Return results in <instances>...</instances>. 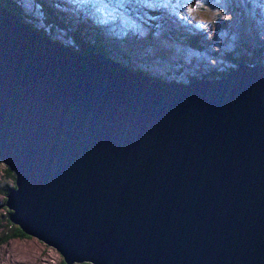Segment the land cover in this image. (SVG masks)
Here are the masks:
<instances>
[{"label": "water", "instance_id": "water-1", "mask_svg": "<svg viewBox=\"0 0 264 264\" xmlns=\"http://www.w3.org/2000/svg\"><path fill=\"white\" fill-rule=\"evenodd\" d=\"M17 19L0 4L11 222L66 264H264V68L168 84Z\"/></svg>", "mask_w": 264, "mask_h": 264}, {"label": "rangeland", "instance_id": "rangeland-1", "mask_svg": "<svg viewBox=\"0 0 264 264\" xmlns=\"http://www.w3.org/2000/svg\"><path fill=\"white\" fill-rule=\"evenodd\" d=\"M181 3L184 7L175 15L142 6L129 9L139 28L125 32L119 21L101 26L76 13L68 0H0L2 7L14 14L22 26L52 45L72 50L76 44L73 33L80 28L81 38L85 39L84 53L73 51L83 57L106 56V61L134 72H129L133 75L184 85L194 80H223L238 71L239 64L264 68V7L258 6V0H219V12L210 11L205 6L207 0H181ZM41 4L57 21L44 16ZM12 8L19 17L10 11ZM191 39L197 41V47L189 42ZM215 72L228 75L214 78L210 73ZM208 75L212 79L205 78ZM4 167L7 168L0 162V242L15 228L21 230L9 220L14 213L6 207L7 196L17 187L15 176L14 182L4 180ZM6 183L10 189L3 196ZM24 235L2 241L0 264H59L64 259L54 248Z\"/></svg>", "mask_w": 264, "mask_h": 264}, {"label": "snow or ice", "instance_id": "snow-or-ice-1", "mask_svg": "<svg viewBox=\"0 0 264 264\" xmlns=\"http://www.w3.org/2000/svg\"><path fill=\"white\" fill-rule=\"evenodd\" d=\"M254 2H257V0H254ZM68 3L72 5L76 13L93 19L101 26L119 21L125 32H135L139 28L138 23L131 17L129 9L142 6L175 15L179 8L183 9L184 7L181 0H68ZM205 6L210 11H220L219 0H207ZM258 6L264 7V0H258ZM180 19H183V15Z\"/></svg>", "mask_w": 264, "mask_h": 264}, {"label": "trees", "instance_id": "trees-1", "mask_svg": "<svg viewBox=\"0 0 264 264\" xmlns=\"http://www.w3.org/2000/svg\"><path fill=\"white\" fill-rule=\"evenodd\" d=\"M7 4H8V6H10V3H8V2H6ZM11 7V6H10ZM41 8H42V13L44 14V16L45 17H47V18H52V19H54L55 21H57V18H55V17H53V16H55L54 14H52V13H49V12H47L46 11V9H45V7L41 4ZM11 12H13V13H17L18 15V17H19V13H18V11L17 10H15V9H13L12 8V10H10ZM94 32H95V30H94ZM90 33V32H89ZM98 33H100V31L98 32ZM74 35H73V37L75 36V38H76V44H75V46H74V48L73 49H75L76 51H80V52H82V53H84V51H83V47H84V42H85V39H83V38H81V30H80V28H78V30H75V32L73 33ZM189 42L191 43V44H193V46H198V43H197V41L195 40V39H191V40H189ZM196 44V45H195ZM70 49V48H69ZM72 49V50H73ZM85 50H87V51H90L91 49H85ZM95 50H97L98 52H100V53H102V54H105V55H107L104 51H102V50H99V49H95ZM99 53V54H100ZM235 63V62H234ZM247 64H250V63H247ZM252 64H256V63H254V62H252ZM210 75H212L214 78H221V77H224V76H226V75H228V73H226V72H215V73H210ZM210 75H208V77H205V78H209V79H212V77L210 76ZM4 180L5 181H9V182H14V174H12L11 173V171L10 170H8L7 168H5L4 167ZM9 189H10V186H9V184L8 183H6V184H4L3 185V192H2V195L3 196H6L7 195V193H8V191H9ZM9 215V214H8ZM25 237V235L21 232V230H19L18 228H15L14 230H13V232H12V234L11 235H9V237H6L5 239H3V240H9V239H11V238H24ZM2 240V241H3ZM2 241L0 242V244L2 243ZM59 264H66V262H65V260L62 258V260L60 261V263ZM86 264V263H85Z\"/></svg>", "mask_w": 264, "mask_h": 264}, {"label": "bare ground", "instance_id": "bare-ground-1", "mask_svg": "<svg viewBox=\"0 0 264 264\" xmlns=\"http://www.w3.org/2000/svg\"><path fill=\"white\" fill-rule=\"evenodd\" d=\"M106 57V56H105ZM107 58V57H106ZM108 60V59H107ZM230 73V72H229ZM27 236V235H26ZM58 252V251H57Z\"/></svg>", "mask_w": 264, "mask_h": 264}]
</instances>
